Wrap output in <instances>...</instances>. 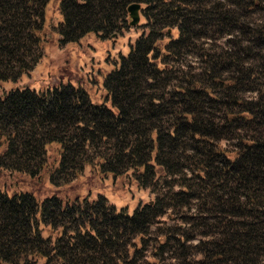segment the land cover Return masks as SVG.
Wrapping results in <instances>:
<instances>
[{
	"label": "trees",
	"instance_id": "1",
	"mask_svg": "<svg viewBox=\"0 0 264 264\" xmlns=\"http://www.w3.org/2000/svg\"><path fill=\"white\" fill-rule=\"evenodd\" d=\"M48 2L0 0V83L43 57ZM131 3L102 101L70 81L0 98V171L31 180L0 189V264H264V1L60 0L57 44L127 30ZM87 168L153 198L61 195Z\"/></svg>",
	"mask_w": 264,
	"mask_h": 264
},
{
	"label": "rangeland",
	"instance_id": "2",
	"mask_svg": "<svg viewBox=\"0 0 264 264\" xmlns=\"http://www.w3.org/2000/svg\"><path fill=\"white\" fill-rule=\"evenodd\" d=\"M59 1L49 0L46 7V18L41 30V36L44 39L43 57L31 71L23 74L16 81L1 82L0 98H3L4 93L10 89L28 87L38 90L70 81L74 85L81 83L94 101H102L105 95L103 78L114 63L118 62L119 56L128 53L129 44L134 42L142 30L143 19L140 17L138 24L122 30L115 37L101 40L90 35L82 39L80 44L59 46L53 29L59 19ZM259 18L261 19L259 21L264 23V13ZM48 152H54L53 146L49 147ZM30 182L31 180L22 174L0 171V189L25 188ZM41 182L42 180L39 181ZM41 186L47 187V183ZM87 192L91 198L101 192L116 208L126 207L128 210L153 198L149 190L139 189L126 177L103 178L92 173L89 168L72 185L60 190L61 195L67 194L71 197L76 194L84 195ZM167 221L170 224L174 223L171 220Z\"/></svg>",
	"mask_w": 264,
	"mask_h": 264
},
{
	"label": "water",
	"instance_id": "3",
	"mask_svg": "<svg viewBox=\"0 0 264 264\" xmlns=\"http://www.w3.org/2000/svg\"><path fill=\"white\" fill-rule=\"evenodd\" d=\"M140 4L138 3H131L127 7V11L129 14V17L131 19L130 25H136L139 21L140 14H139ZM112 36H116V34H113Z\"/></svg>",
	"mask_w": 264,
	"mask_h": 264
}]
</instances>
